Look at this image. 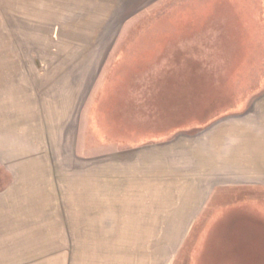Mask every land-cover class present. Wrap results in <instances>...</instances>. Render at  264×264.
Returning a JSON list of instances; mask_svg holds the SVG:
<instances>
[{"label": "rangeland", "instance_id": "374dc122", "mask_svg": "<svg viewBox=\"0 0 264 264\" xmlns=\"http://www.w3.org/2000/svg\"><path fill=\"white\" fill-rule=\"evenodd\" d=\"M179 53L186 58L178 65ZM192 62L201 63L206 87L230 80L236 95L201 124L194 107L173 119L179 106L162 102L190 89L179 86L191 79ZM239 63L245 71L236 77ZM171 78L180 81L174 88L163 82ZM216 130L223 158L250 138L262 152L254 198L232 219L239 241L247 229L257 252L264 0H0V264L169 262L165 244L188 234L164 231L169 223L157 207L123 199L160 191L175 183L172 172L190 169L191 161L168 162L156 176L146 163L151 148L186 141L209 148ZM151 213L153 225L144 216ZM220 219L222 227L229 220Z\"/></svg>", "mask_w": 264, "mask_h": 264}, {"label": "crops", "instance_id": "0c3cea01", "mask_svg": "<svg viewBox=\"0 0 264 264\" xmlns=\"http://www.w3.org/2000/svg\"><path fill=\"white\" fill-rule=\"evenodd\" d=\"M222 135L219 130L213 132L209 148L206 141L157 144L150 149L146 161L156 176L164 173L168 162L191 161L190 169H185L186 174L172 172L175 183L164 185L160 191L153 188V194L145 192L139 197L135 194L134 199H123L141 202L138 206L144 210L157 207L161 211L158 216H164L169 223L164 231L188 234L182 244H165L171 246L170 261L165 264H264V248L254 251L255 243L247 229L239 241L236 225L232 224L238 215L237 206L243 207L242 204L254 198L252 174L255 168L263 167L262 152L255 149L250 138L249 144L240 147L235 156L223 158ZM151 215L153 225L157 214L144 216ZM220 218H229L223 227ZM155 264H158L156 260Z\"/></svg>", "mask_w": 264, "mask_h": 264}, {"label": "trees", "instance_id": "16d2710c", "mask_svg": "<svg viewBox=\"0 0 264 264\" xmlns=\"http://www.w3.org/2000/svg\"><path fill=\"white\" fill-rule=\"evenodd\" d=\"M247 51L245 52L243 48L241 49V52H243V55H248ZM175 57H176L175 59L176 63L178 65L182 64L183 60L186 58L185 55L182 53L176 54ZM192 64H193L194 69L192 71L193 74L191 75V79L188 82L186 80L182 81V83L179 86V89L181 90L185 89L186 87H190V89L188 91L182 90L183 95L178 93L182 91H178L177 93L179 96H177L176 98L163 94L164 96L162 97V102H164L163 104H166L167 106H170V105L179 106V110L173 113V114H176V116H174L173 119L176 117L180 118L179 116L187 115L194 107L196 110H198L195 123L201 124L204 122H208L210 117L211 118L217 117V115L215 116V114L220 113L221 109L234 104L233 102L235 101L236 95L234 94V91H233V86H232L233 81H230V80H224L220 89L218 90L211 86H210V89L206 87L205 83L200 81L199 76H198L202 70L201 63L192 62ZM245 66H246V63L244 64L239 63V67L237 66L239 69L237 68L236 77L238 74L245 71L244 70ZM172 71H174V68L167 69L166 72L172 73ZM168 79L170 78L168 77ZM173 79L174 78H171V81H163V82H167L168 84H170V87L174 88L176 87L175 84L180 81H174ZM161 81L162 80H160V82ZM213 84L214 83L210 85H213ZM171 94H173V92ZM209 98H210V101L207 103V105L202 106L203 99L206 100ZM170 100H173V101H170ZM190 103H192L194 106L189 105ZM169 109L173 111L171 108ZM171 130H178V129L173 128Z\"/></svg>", "mask_w": 264, "mask_h": 264}]
</instances>
